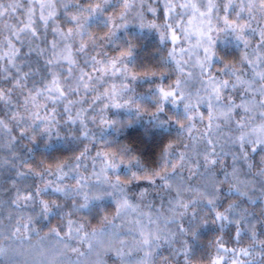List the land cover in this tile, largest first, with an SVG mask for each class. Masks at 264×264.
<instances>
[{
  "label": "trees",
  "instance_id": "trees-1",
  "mask_svg": "<svg viewBox=\"0 0 264 264\" xmlns=\"http://www.w3.org/2000/svg\"><path fill=\"white\" fill-rule=\"evenodd\" d=\"M224 2H227V0H224ZM233 2L238 5L240 0H233ZM61 3L60 6V2L58 1L57 18L54 24L50 22L48 30L44 31V26L40 21L37 24L42 32L39 39L33 42L32 37L28 36L26 38L21 37L23 43L13 40L15 48L20 50L18 53L19 59L16 63L21 66L25 63H30L33 69L37 67L42 68L44 61L52 56L48 46L54 40L58 44L57 54L60 53L63 47L59 43L61 38L59 35H53L51 27L59 26L61 29L66 30L73 26L65 22V16L70 13L65 12L63 7L64 4L70 5L71 0H61ZM153 3L154 6L144 3V7L139 9L142 13V19L135 13L130 16L126 22V27L117 31L116 39L111 44L103 41L107 29L100 27L97 23H91L88 28L89 33L101 38V40H98L100 44L97 41V45H101L102 41L107 43V45L102 50L97 48L94 50L90 49L89 55H94L97 60H102L104 57L99 55L102 51L109 59H112L118 55L117 48L124 47L125 38L132 39L137 47L134 54L135 59L129 67L133 70H139V66L141 65L154 67L157 72L166 74V80L163 83L167 87V85L173 84L177 80H183L187 76V63L183 58L185 55L184 48L187 45L185 41L187 39L183 37L178 28L177 36L181 37V39L176 42L175 57L169 58L168 53L174 47L171 42V34L169 33L167 41H162V28L141 27V23L147 25L149 22H154L157 25H162L166 21L172 23L173 18H175L176 21L183 23L184 28L188 31L186 28L187 14L184 9L178 7H174L173 11L169 13L165 7L166 4L158 0H153ZM179 4L181 2L176 3V5ZM148 8H152L154 11H149ZM74 11V9L71 10L72 13ZM116 11H119V9H116ZM237 11H239V8H237ZM254 15L256 16V20L252 23V27L257 28V32L254 35L249 34L247 36V39L250 41V46L247 49L244 48L243 42L237 41L234 37L227 38L228 40L221 37L217 41L213 63L207 69L213 75L227 63H231L235 69L242 70L245 73L242 77L244 80H249L254 72H264V67L259 66L262 59H264V49L258 47L260 41L259 31L264 28V19L260 18L259 12ZM246 19L247 12H245L244 19L240 22L244 23ZM9 35V32H5L0 28V55L10 51L5 46ZM88 39L89 37H85V42ZM45 40L47 43H45ZM29 44H32L33 47L39 46L40 48L47 49L46 55L37 57L35 52L29 54ZM253 50H255L256 55L250 58L255 60L258 65L255 69H252L247 64V61H244L243 64L241 63L245 53H252ZM190 57L193 62L195 56L192 55V50L190 51ZM86 58L83 55L79 57L73 56V59L77 61H82ZM37 59H39V63H37ZM53 59L55 61V58ZM221 60H223V63L220 62ZM59 63L61 65L60 68H52L50 71L55 72L60 78L61 88H70L74 91H66L65 95L59 98H52L48 93H45L43 96L37 97L35 102H32L26 96V93L33 86L37 89L42 88L43 85L40 83L42 77H46L43 81L44 84H50L52 80L51 75L40 72L35 76L34 81L31 78L26 81L27 87L23 89L25 94H21V89L18 87L7 100H0V121H3L6 126H0V247L6 249L7 252L6 255L0 256V261L3 264H141V261H143V264H164L166 258L167 264H185L184 257L180 254L183 251L181 243H183L184 237L176 232V223L173 222L170 204L174 205L173 197L176 192V184L184 180L187 172L176 176L171 192L158 186L161 184L160 181H157V185H150L147 181L138 182L128 192L127 196L128 202L132 207L122 211L120 216L116 215L120 199L117 196L106 198L103 202H93L89 208L76 211L73 206V200L80 204L85 203L83 194L75 197H65L63 193L55 192L54 188L57 186L61 188H76L77 180L72 178V176H76L77 179L83 178L85 192H89L90 189L94 191L93 186L100 183L96 174L100 173L103 164L110 159L106 158L105 161L94 159L98 152L102 154L117 153L122 147L131 146L135 154L141 157V164L143 166L146 168H156L166 144L171 142L175 146L191 143L193 148L202 149L204 141L207 140L214 142L217 151L223 148V151L227 154L221 156L220 163L215 166L216 175L220 179H223L224 173L227 172L233 182L251 181L255 174L261 168H264V153H251L249 148L250 158L246 161L238 160L234 163L233 155H239L238 144H234L229 139L238 138L240 132L236 130V126L238 121H242V118H245V110L243 108L233 109L232 120L229 122L224 116L218 114L219 112L226 111L221 103V105H217V112L213 113L214 118L211 121V127H209V108L206 103L200 104L197 112L190 114L193 115L191 136H189L187 130L180 129L177 125L167 126L164 129H151V132L146 135L145 128L150 123L147 116L136 123H130L123 131H117L106 125H101L99 120L96 123H92L91 118L98 116L104 104L108 103L107 99H103L102 101L96 100V97L103 93V86H108L106 88L108 89L113 84L119 85L121 81L116 77H107L106 84H104L105 82H101V80L95 83V91L91 90V86L85 90L78 82L81 75L80 69L91 73V66L84 68L82 63L74 65V72L71 74L72 79L65 80L64 77L69 75L64 71L68 67L67 61L60 60ZM4 65L5 61L0 60V68ZM12 71L14 72L15 70L12 69ZM23 71L27 72L29 69L23 67ZM62 71L64 73L63 76H61ZM236 74L239 75L240 73L237 72ZM7 76V73L0 71V89H8L14 84V81H11L10 78H6ZM222 78L225 80L235 79V77L230 78L229 76H223ZM256 79L258 80L259 77H256ZM157 83H161V81L157 80ZM134 87L137 93H143L147 90L148 85L137 83ZM237 87L241 88L240 85H237ZM242 90L241 88V92H236L235 90L227 91L222 95L230 97L234 100L235 104L239 105L241 103ZM26 99H28L27 104L25 103ZM94 101L95 103H93ZM192 103L194 102L192 101ZM45 107H47V111L44 110ZM26 109L33 110L34 114L38 112L41 117L47 116L49 125H51L52 117L55 118L56 123L51 125L52 133L50 134V139L55 149L58 150H53V148L46 149L38 141L33 142L28 138L37 136L38 132L45 125L41 124L39 120L36 121L35 125H32L31 121L34 117L27 116ZM166 110L169 111V114H181L183 113V106L169 105ZM77 114H79V118ZM103 115L109 119L122 121L130 119L126 109L110 108L104 111ZM253 116H256L255 112ZM69 117H71V120ZM25 120L29 122L28 125L24 124ZM258 121L257 119L256 123ZM184 122L183 117H181V123ZM36 125H39V128L36 132H33L32 129ZM84 125L87 126L86 129ZM25 130L28 135L22 137V132ZM85 130L89 131L91 135L85 137ZM30 148L32 149L31 152L28 151ZM85 149L88 150L86 158L80 167L70 172L66 178L63 176V173L56 170L57 164L64 163L72 165L75 168L77 164L75 157L85 152ZM177 150L186 151L183 147ZM192 155L195 156V152H192ZM213 158L215 159V157ZM176 162L174 159L173 163ZM13 164L15 167H12ZM93 164L95 167H93ZM49 165L52 166L49 174L44 175L43 179H41L37 174L44 172ZM249 165L255 166L249 170ZM29 169H31V172H29ZM69 171V168L64 169L65 173ZM249 171H251V174H249ZM20 173H23V175H20ZM117 174L122 176L120 178L122 180L126 178L123 171L119 173L110 172L108 176L110 179L115 180ZM57 177H61L62 182ZM46 180H49V184L52 185L51 187H47ZM227 186L226 184L225 188ZM39 189H44V191L40 192L34 201H20L19 204L11 203L15 199L17 190L21 194H24L26 190L36 191ZM141 193H144V195L141 196ZM237 199L235 196L227 197L228 202L236 201ZM41 200L55 201L61 207L59 209L53 208V211L49 215L42 216ZM185 202H187L186 197ZM221 203L224 207H227L225 200H221ZM245 206L249 207L248 205ZM250 207L254 208L256 214L259 215L260 206L252 205ZM131 210H133L132 216L130 215L132 213ZM195 210L200 212L202 218L206 216L209 220L212 219V215L202 204L197 205ZM219 210L223 211L224 209L220 208ZM71 212H74V215H67ZM29 217L33 221L31 232H24L22 239L18 236L10 237L8 235L16 220L27 222ZM105 217L107 220H105ZM69 219L75 222L77 227L83 226L80 237H84L93 230L97 231V235L88 240H75L72 247L78 249V253L71 251L64 252L61 238L68 232L67 221ZM149 219L153 222L151 225L152 231H155L156 226H159L162 232L171 233L170 239L162 235L161 240L158 241V247L151 250L145 248L134 251L131 261L127 258L118 259L115 249L120 247L119 241L125 242L123 246L124 250H127L129 245L135 247V241L140 235V225H149ZM261 220H264V217H261ZM10 221L12 222L11 224ZM165 221H167V224H165ZM252 223L255 227L251 229L247 223H244L243 230L239 236H236V229L232 225H227L221 229L219 223H208L199 228L198 236L194 241L189 242L192 248L193 264H208L210 259L215 258L218 255L216 251L218 241L222 242L229 250L236 249L238 253L242 248H252L255 245L252 248L251 255L248 257L240 255L239 259L246 261L247 264H261L262 259H264L261 256L260 245V242L264 241V223L255 219ZM58 225L63 228V231L60 232V237L50 232V229ZM110 227L114 228L116 236L111 240H107L105 235L109 233L108 229ZM253 231L256 233L255 240L252 238ZM99 234L101 235L100 239L112 241V245L110 246L111 251H106L108 249L106 245L102 247L98 244ZM145 252H150L147 258H145ZM219 255H223V253H219ZM61 256L63 258H60Z\"/></svg>",
  "mask_w": 264,
  "mask_h": 264
},
{
  "label": "snow or ice",
  "instance_id": "snow-or-ice-1",
  "mask_svg": "<svg viewBox=\"0 0 264 264\" xmlns=\"http://www.w3.org/2000/svg\"><path fill=\"white\" fill-rule=\"evenodd\" d=\"M23 4L29 5L27 10H25ZM63 7L65 12L70 13L65 16V22L73 26L66 30L61 29L59 26L51 27L53 35H59L61 38L59 43L63 46L62 50L57 54L58 44L54 40L48 46L52 56L44 61L42 68L37 67L33 69L30 63H25L23 66L16 63L19 59L18 53L20 50L15 48L13 44V40L23 43L21 37L26 38L28 36H31L34 42L42 34L41 29L33 19L35 16L33 0H22V3L21 0H0V21L7 18L15 21L16 13L18 12L25 13L26 11L27 15L26 21L20 20L15 24L4 25L10 33L9 38L5 42V46L10 51L0 55V60L5 61V65L0 68V71L7 73L8 76L6 78L14 81V84L8 89H0V100H7L18 87L21 89V94H25L23 89L27 87L26 81L29 78L34 81L35 76L40 72L52 76L50 84H44L43 81L46 77H42L40 81L43 85L42 88L37 89L33 86L26 93V96L32 102H35L37 97H41L45 93H48L52 98L62 97L66 91L74 90L61 88L60 78L55 72L50 70L52 68H60V60L67 61L68 67L64 71L69 75L64 77V79L71 80V74L74 72L73 66L82 63L84 68L91 66V72L95 73V75H92L80 69L81 75L79 76L78 82L85 90L91 86V90L95 91V83L105 77H116L121 81L119 85L113 84L96 97V100L100 101L107 99L108 103L104 104L98 116L91 118L92 123H96L99 120L101 125H106L117 131H123L130 123H136L138 120H142L147 116L150 123L145 128L146 135L151 132V129H164L167 126L177 125L180 129L187 130L189 136H191L193 115L190 114L196 113L199 105L206 103L209 108V127H211V121L214 118L213 113L217 112V105H221L222 103V107L226 111L219 112L218 114L224 116L229 122L232 120L233 109L243 108L245 110V118H242V121H238L236 126V130L240 132L239 137L229 138L234 144H238L239 155H233L234 163L238 160H248L250 158L249 148L251 153H264V111H261L264 110V83H262L264 81V72H254L249 80H244L242 77L245 73L242 70L233 68L231 63L224 64V67L220 68L215 75L207 70L213 63V57L215 56L213 49L221 37L225 39L230 36L234 37L237 41L243 42L245 49L250 46V41L247 39V36L249 34L254 35L257 32V28L252 27V23L256 20L254 14L259 12L260 18L264 19V0H247V2L240 0L238 5L233 0H227V2L220 0V3H217L216 0H206V2L205 0H186L185 3L179 5H173L171 0H168L166 3L165 7L169 13L173 11L174 7H178L184 9L186 13L198 17L200 20L201 30L197 33V44L190 51L200 48L203 49V59L199 61V66L201 75L205 77L201 83L207 94V98L197 95V103L195 104L192 103V95L185 91L183 80H177L173 84L165 87L163 83L166 80L165 73L157 72L154 67L148 65L139 66V70H133L129 67V65L133 64L137 47L132 39L125 38L124 47H118V55L112 59H109L102 51L99 53V55L104 57L102 60H97L96 56L89 55V49L94 50L97 46V41L101 40L100 37L93 36L89 33L88 28L90 24L97 23L100 27L107 29L103 41L111 44L116 39L117 31L126 27V22L130 16L135 13L142 19V13L139 9L144 7V0H71L70 5L64 4ZM39 8L40 14L38 19L43 24L44 31H46L50 27V22L54 24L57 18L56 4L54 0H49L48 3H40ZM237 8H239V11H237ZM72 9L75 10L74 13L71 12ZM116 9H119V11H116ZM201 9L204 10L201 11ZM148 10L154 11L152 8H148ZM221 12H223V16L220 15ZM245 12H247V19L244 23H241L240 21L244 19ZM233 13H235V18H230ZM191 22V20L188 21L189 24ZM141 27L162 28V41H167L169 39V33L171 34V42L174 47L168 53L169 58L175 57V45L181 39V37L177 36V29L179 28L185 39L190 38L192 35L184 28L183 23L176 21L175 18H173L172 23H168L167 21L162 25H157L154 22H149L147 25L141 23ZM77 37H79V41H77ZM85 37H89L87 42H85ZM259 37L258 47L264 49V28L260 29ZM45 43H47L46 40ZM28 47L29 54L35 52L37 57L46 55L47 53V49L40 48L39 46L33 47L32 44H29ZM74 54L77 57L83 55L87 58L82 61H77L73 59ZM255 55V50L252 53L246 52L241 63L243 64L244 61H247V64L252 69H255L258 65L255 60L250 58ZM53 58H55V61ZM220 62L223 63V60ZM37 63H39V59H37ZM100 65H104V67H100ZM259 66L264 67V59H262L261 65ZM23 67H27L29 71L24 72ZM12 69L15 71L13 72ZM237 72L240 74L237 75ZM117 74L119 75L117 76ZM63 75L64 73L62 71L61 76ZM223 76L235 77V79L225 80L222 78ZM256 77H259V79L257 80ZM157 80L161 81V83H157ZM137 83L147 84V90L143 93H137L134 87ZM237 85H240L243 89L241 103L239 105L235 104L234 100L230 97L222 95L227 91L233 90L241 92V88H238ZM25 103H28V99L25 100ZM169 105H182L183 113L169 114V111L166 110ZM110 108L126 109L130 119L128 121H122L106 118L103 113ZM44 110L47 111V107ZM254 112L256 116H253ZM77 116L79 118V114ZM181 117H183L184 123H181ZM69 119L71 120V117ZM257 119L260 121L258 124L256 123ZM37 120L41 124H44L45 127L38 132L37 136L28 138L33 142L38 141L46 149L53 148V150H58L55 149L50 139V134L52 133L51 125L56 123L55 118L52 117L51 125H49L48 117H41L37 112L34 114L31 124L35 125ZM24 124L28 125L29 122L25 120ZM0 126H5L3 121H0ZM84 127L86 129L87 126L84 125ZM38 128L39 125H36L32 131L36 132ZM27 135L26 130L22 132V137ZM90 135L91 133L85 130L84 136L88 137ZM180 147H183L186 151H178L177 149ZM28 151L31 152L32 149L30 148ZM192 152H195V156L192 155ZM87 154L88 150L85 149V152L75 157L77 161L75 168L72 165L64 163L57 164L56 170L63 173V176L66 178L70 172L80 167ZM225 155L227 154L223 151V148L220 151L216 150L212 140L204 141L202 149L193 148L191 143L174 146L170 142L164 146L157 167L146 168L141 164V157L135 154L134 149L131 146H125L117 153L102 154L98 152L96 154L94 159H100L102 161H105L106 158L110 159L103 164L100 173L96 174L100 183L93 186L94 191L90 189L89 192H85L83 178L77 179L76 176H72L73 179L77 180L76 188H61L57 186L54 188V191L63 193L65 197H75L83 194L85 203L80 204L73 200V206L76 211L89 208L93 202H103L106 198L117 196L120 199L118 201L116 215L120 216L122 211L132 207L128 202L127 196L128 192L138 182L147 181L150 185H157V181H160L161 184L158 186L171 192L176 176L183 175V173L187 172L184 180L176 184V192L173 197L174 205L170 204V207H172L173 222L176 223V232L184 237V241L181 243L183 251L180 254L184 257L185 264H193L192 248L189 242L195 240L199 234V228L204 225L208 223H219L221 229L227 225H232L236 229V236H239L243 230L244 223H247L250 229L255 227L252 223L254 219L264 223V220H261V217H264V168H261L251 181L233 182L227 172L224 173V178L220 179L216 175L215 166L220 163V157ZM174 159L177 161L176 163H173ZM253 166L255 165H249V170ZM12 167H15V165L13 164ZM51 167L49 165L44 172L38 173L37 175L43 179L44 175L49 174ZM93 167H95L94 164ZM65 168H69L70 171L65 173ZM120 171L124 172L125 179H120L118 174L115 180L109 178L108 173H119ZM29 172H31V169H29ZM249 174H251V171H249ZM20 175H23V173H20ZM57 179L62 182L61 177H57ZM226 184L228 185L227 188H225ZM51 186V184L47 185V187ZM43 191L44 189L36 191L26 190L24 194H21L17 190L15 199L11 203L19 204L20 201H34L36 196ZM143 195L144 193H141V196ZM231 196H235L238 199L228 202L227 197ZM185 197L187 198V202H185ZM221 200L227 202V207H224ZM40 204L42 216L49 215L53 211V208L59 209L61 207L55 201L49 202L41 200ZM200 204L208 209L212 215L211 220L206 216L202 218L200 212L195 210L196 206ZM252 205L260 206L259 215L256 214L254 208L250 207ZM220 208L224 210L220 211ZM67 215H74V212L68 213ZM105 220H107L106 217ZM32 223L31 217L27 219V222L16 220L8 235L10 237L18 236L22 239L24 232L32 231ZM152 224V220L149 219V225H140V235L135 241V247L129 245L127 250H124L123 246L125 242L119 241L120 247L115 249L116 257L118 259L127 258L131 261L134 251L145 248L151 250L158 247V241L161 240L162 235L170 239L171 233L162 232L159 226H156V230L152 231ZM165 224H167V221H165ZM67 227L68 232L61 238L65 253L67 251L78 253V249L72 247L76 239L88 240L97 235V231L93 230L84 237H80L83 226L77 227L71 219L67 221ZM61 231H63V228L59 225L50 229V232L54 233L57 237H60ZM252 238L254 240L256 238L254 231L252 232ZM260 245L261 256L264 257V241L260 242ZM254 247L255 245L252 246V248ZM252 248H242L238 253L236 249L229 250L222 242L218 241L216 248L218 255L210 259L208 264H247L246 261L239 259V256L248 257L252 253ZM111 250V247L106 249V251ZM219 253H223V255H219ZM6 254V249L0 247V256ZM144 255L147 258L150 252H145ZM60 258H63V256ZM0 264H3V262L0 261ZM141 264H143V261H141ZM164 264H167L166 258ZM261 264H264V259H262Z\"/></svg>",
  "mask_w": 264,
  "mask_h": 264
},
{
  "label": "rangeland",
  "instance_id": "rangeland-1",
  "mask_svg": "<svg viewBox=\"0 0 264 264\" xmlns=\"http://www.w3.org/2000/svg\"><path fill=\"white\" fill-rule=\"evenodd\" d=\"M58 1L60 2V6L62 4L61 0H54V2L56 4V13H57V9H58V7H57L58 6ZM158 1H161V3H163V4H166L168 2V0H158ZM48 2H49V0H33V6L35 7V16L33 17V19L36 21V25L39 24V20H38V17H39V14H40L39 4L40 3H48ZM171 2H172V4L176 5L177 2H181V4H183V3L186 2V0H180V1L171 0ZM216 2L219 3L220 0H217ZM21 3H22V0H21ZM144 3L154 6L153 0H144ZM23 7L25 8V10H27L29 5L28 4H23ZM203 10L204 9H201V11H203ZM186 14H187V17H186L187 18L186 28L188 29V32H190L192 35L190 36V38H188L185 41V42H187V45L184 48L185 49V51H184L185 55L183 56V58H184L185 62L187 63V66H186V69H187L186 75L187 76H186L185 79L183 78V81H184V85H185V91L190 93L192 95V97H193L192 101L194 103H197V100H196L197 95L207 98V94L205 93L204 88L202 87V83H201V81L204 80L205 78L201 75V70H200V66H199V61H202V59H203V49L200 48V49L192 50V55L195 56V59H194L193 62H192L191 57H190V49H192L193 46H195L197 44V33L201 30L200 29V20H199L198 17L192 16L190 13H186ZM220 15L223 16V13L221 12ZM230 18H235V13H233L232 17H230ZM20 20H25V21L27 20L26 11H25V13H20V12L16 13V20L15 21L12 20L11 18H7V19H4V20L0 21V28L2 30H4L5 32H9L8 29H6L4 27V25H6V24H15V23H17V21H20ZM189 20L192 21L190 24L188 23ZM183 22H184V20H183ZM228 38H231V36L228 37ZM77 41H79V37H78ZM98 44H100L99 41H98ZM102 44L101 45H97L96 48L99 49V50H102L107 45V43H105L103 41H102ZM213 51H215V48L213 49ZM100 67H104V65H100ZM91 74L95 75V73H92V72H91ZM101 82H105L104 84H106L107 77L102 79ZM107 87L108 86H106V87L103 86V92L105 91V89ZM25 112H26L27 116H29L31 118L34 117V111L33 110L26 109ZM258 123H260V122L258 121ZM239 135L240 134H238V137H239ZM121 177L122 176H120V178ZM46 182L49 185V180H46ZM132 211L133 210H131V212ZM130 215L132 216L133 212L130 213ZM108 232L109 233H107L105 235L107 240H111V239L115 238L116 232H115L114 228L112 229V227H110L108 229ZM121 233H122V231H121ZM100 236L101 235L99 234V237H98V240H97L98 244H100V246H102V247H104L106 245V248H109L112 245V241H110V242L107 241V240L104 241V240L100 239Z\"/></svg>",
  "mask_w": 264,
  "mask_h": 264
}]
</instances>
